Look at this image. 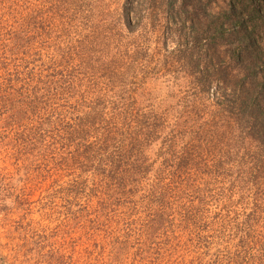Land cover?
Segmentation results:
<instances>
[{
	"label": "trees",
	"instance_id": "trees-1",
	"mask_svg": "<svg viewBox=\"0 0 264 264\" xmlns=\"http://www.w3.org/2000/svg\"><path fill=\"white\" fill-rule=\"evenodd\" d=\"M259 3L230 0L214 13L203 0H126L131 41L119 62L102 63L87 39L71 38L72 26L39 16L35 0H0V155L33 168V192L56 196L67 222L88 224L77 228L88 235L83 264H122L133 244L141 256L133 264H264V98L256 79L247 85L222 64L216 45L227 36L246 44L244 17H262ZM150 34L184 58L206 47L216 53L192 87L200 99L213 77L222 84L204 122L199 114L172 123L139 104L134 80ZM247 49H231V60L242 62ZM237 145L244 162L229 164ZM176 227L190 233L189 244ZM167 228L172 234H160ZM51 254L50 264H68Z\"/></svg>",
	"mask_w": 264,
	"mask_h": 264
},
{
	"label": "rangeland",
	"instance_id": "rangeland-1",
	"mask_svg": "<svg viewBox=\"0 0 264 264\" xmlns=\"http://www.w3.org/2000/svg\"><path fill=\"white\" fill-rule=\"evenodd\" d=\"M54 2L55 0H35L39 16L47 18V22H54V18H57L59 25L62 23L72 26L71 38L87 39L85 49L104 60L102 63L109 60L119 62L117 59L125 48L127 38L131 41L122 12L126 0H69L62 8H58V3ZM203 2L211 12L219 13L227 9L230 0ZM54 4L55 11H59L56 12V17H51L55 16L52 14ZM255 7L262 17L245 14L247 32L240 33L241 36L244 35L242 40L243 42L246 40V44L241 45L234 37L227 36L223 40H218L216 45L222 64H228L231 69L238 70L239 78L242 80L245 77L244 83L247 85L256 79L257 84H260L256 91L264 98V6L259 3ZM151 35L145 45L148 52L141 60L143 66L141 65V69L137 71L138 81L134 80L139 84L137 87L139 104L155 108L156 111L167 112L173 116L172 123H175V117L190 116L194 121L199 114L202 118H199V122H204L207 114L216 110L214 104L221 98L219 87L222 84L219 79L213 77L211 89L200 99L195 97L192 87L200 79L199 70L214 66L216 53L206 47L195 53L192 59L184 58L174 54L173 48H176L174 44L162 37L161 42L156 45ZM245 36L250 38L247 39ZM244 45L248 49L243 55V61L235 64L229 52ZM248 68H256V73L249 76V73L245 72ZM203 73L205 75L203 80H208L209 75L205 71ZM233 148L229 164L241 162L240 157H245L243 154L247 153L243 145ZM3 153L0 155V264H48L47 262L50 264L53 262L51 254L53 250L59 251L65 257L64 260L67 259L68 264H83L81 256H84L88 235L77 228H87L88 224L82 220L75 228L67 222L65 205L56 196L39 191L41 187L36 185V191L33 192V168H27L26 164L16 161L14 157L4 160ZM245 160L250 161L248 157ZM243 162L244 160L241 164ZM236 173L237 170L233 176L237 177ZM47 187L44 186V190ZM214 210L216 209L213 207ZM64 224H68V227ZM70 231H73L72 234ZM176 231L177 236L181 237L179 242L189 244L190 233L184 234L185 232L177 227ZM165 233L172 234L168 228L160 231V234ZM101 240L102 238L99 239L100 245ZM164 242L163 239H159L157 246L160 247ZM90 250L94 248L91 247ZM138 250L139 244H133L121 258L122 264H133V260H141ZM199 252L204 253L205 250L201 248ZM193 259L192 254L188 260L195 261ZM177 261L182 262L183 259L179 257ZM172 262H176L175 259ZM198 262L199 260L193 263Z\"/></svg>",
	"mask_w": 264,
	"mask_h": 264
}]
</instances>
